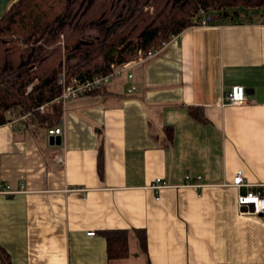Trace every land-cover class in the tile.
Listing matches in <instances>:
<instances>
[{
	"label": "crops",
	"instance_id": "obj_1",
	"mask_svg": "<svg viewBox=\"0 0 264 264\" xmlns=\"http://www.w3.org/2000/svg\"><path fill=\"white\" fill-rule=\"evenodd\" d=\"M254 15L188 27L135 66L134 94L124 75L69 100L60 145L30 120L0 125L11 264H264V214L238 205L250 189L264 198V18ZM235 85L248 102L223 106ZM239 170L246 185L235 187ZM109 231L127 232V257L108 259Z\"/></svg>",
	"mask_w": 264,
	"mask_h": 264
},
{
	"label": "trees",
	"instance_id": "obj_2",
	"mask_svg": "<svg viewBox=\"0 0 264 264\" xmlns=\"http://www.w3.org/2000/svg\"><path fill=\"white\" fill-rule=\"evenodd\" d=\"M262 8L264 0H17L0 20V125L7 123L9 109L21 107L32 111L31 123L57 126L61 103L45 112L35 108L60 96L63 71L68 81L108 74L106 53L112 47L128 45L121 54L125 61L138 48L147 51L181 34L202 9L212 13L215 24L251 19L250 10ZM94 26L97 36L86 40V29ZM191 112L198 116L197 109ZM106 238L109 260L130 254L127 232L109 231ZM141 241L145 246L144 234ZM0 254L3 264H11L1 247Z\"/></svg>",
	"mask_w": 264,
	"mask_h": 264
},
{
	"label": "built area",
	"instance_id": "obj_3",
	"mask_svg": "<svg viewBox=\"0 0 264 264\" xmlns=\"http://www.w3.org/2000/svg\"><path fill=\"white\" fill-rule=\"evenodd\" d=\"M194 25L197 26H209L214 24V18L210 11L202 9L198 17L195 18ZM178 35H173L171 39H176ZM170 41H164L160 46L153 47L147 51L138 48L130 54L128 59L120 62H110L111 71L106 75H94L88 78L79 79L74 77L70 81L67 80L66 73L63 71L59 76V84L62 85V92L59 97L55 100L42 104L39 107L35 108L40 112H45L48 107L54 103H61L65 105L69 100L87 95L93 94L100 89L106 87L116 78L123 77L124 75L128 79L132 80V83L127 87V92L129 94H134L138 91V87L134 82V68L136 65L142 64L149 60L150 58L162 53L165 48L169 45ZM33 89V84L28 86V92ZM248 102V96L246 89L241 85H235L232 87L231 91L227 92L223 99L222 105H241ZM34 110V109H33ZM32 111H26L21 107L11 108L6 112L7 123L16 124L18 121H29ZM50 135H60L64 134V126L59 123L57 126L49 128ZM200 178V177H199ZM190 177L186 178V184L196 185L197 183H192ZM235 187H241L246 185L245 177L243 170L237 171L233 183ZM161 181L158 180L154 183L155 188L162 187ZM259 187V186H258ZM14 193L10 191V187L4 182L3 178L0 176V194L9 195ZM238 205L242 211H252L255 214H264V198L261 195L260 190L250 189V191L245 195L238 196Z\"/></svg>",
	"mask_w": 264,
	"mask_h": 264
},
{
	"label": "water",
	"instance_id": "obj_4",
	"mask_svg": "<svg viewBox=\"0 0 264 264\" xmlns=\"http://www.w3.org/2000/svg\"><path fill=\"white\" fill-rule=\"evenodd\" d=\"M17 0H0V20L6 15V13L9 11L11 6L16 2ZM128 45L123 46L122 48H116L112 47L108 50L106 53V60L108 62H120L121 61V54L122 52L127 48ZM79 79L83 78V75L81 74ZM51 145H60L62 143V136L60 135H51L49 138Z\"/></svg>",
	"mask_w": 264,
	"mask_h": 264
},
{
	"label": "rangeland",
	"instance_id": "obj_5",
	"mask_svg": "<svg viewBox=\"0 0 264 264\" xmlns=\"http://www.w3.org/2000/svg\"><path fill=\"white\" fill-rule=\"evenodd\" d=\"M250 12H252L253 15L256 14V15H254L256 19L264 18V9H256V10L254 9V10H250ZM97 34H98V30H97V28L95 26L94 27H90V28L88 27L86 29L84 37H85L86 40H91V39H94L97 36Z\"/></svg>",
	"mask_w": 264,
	"mask_h": 264
}]
</instances>
